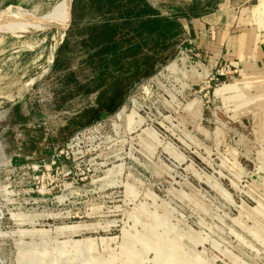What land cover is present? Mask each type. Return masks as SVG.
<instances>
[{
    "label": "rangeland",
    "instance_id": "rangeland-1",
    "mask_svg": "<svg viewBox=\"0 0 264 264\" xmlns=\"http://www.w3.org/2000/svg\"><path fill=\"white\" fill-rule=\"evenodd\" d=\"M62 1L0 0V264H264V60L55 68ZM234 6L264 34V0Z\"/></svg>",
    "mask_w": 264,
    "mask_h": 264
},
{
    "label": "trees",
    "instance_id": "trees-1",
    "mask_svg": "<svg viewBox=\"0 0 264 264\" xmlns=\"http://www.w3.org/2000/svg\"><path fill=\"white\" fill-rule=\"evenodd\" d=\"M211 3L209 0L204 5L210 7ZM185 7L187 12L180 7L170 8L174 15L164 17L146 0H73L75 21L66 31L54 67L67 68V61L61 63L60 60L64 58L65 51L74 47L87 53L79 63L81 71L85 68L97 71L104 66L102 73H107L121 69L122 61L136 56L145 47L158 52L156 43L176 46L182 32L177 17L197 15L202 11L198 1ZM145 28L152 39L145 36ZM68 74L74 84H79L73 78V71H68Z\"/></svg>",
    "mask_w": 264,
    "mask_h": 264
},
{
    "label": "crops",
    "instance_id": "crops-1",
    "mask_svg": "<svg viewBox=\"0 0 264 264\" xmlns=\"http://www.w3.org/2000/svg\"><path fill=\"white\" fill-rule=\"evenodd\" d=\"M196 1L201 3V13L197 15L189 14L187 17L184 15L177 17L182 30L178 45L187 43L195 49L222 55L234 67L243 71L251 67H257L262 63V60H264V34L247 27V24L237 14L239 11L237 12L234 9L236 7L234 6L235 4H243L249 0H217V3H215L216 0H210L212 2L210 7H208V4L204 5L209 0H167L166 3L168 5L164 10L161 9L162 7L153 5L152 0H146L148 5L156 8L160 15L164 17H171L170 14L173 7H180L187 12L185 6ZM174 2L178 5H173L175 4ZM72 16V23L69 27L75 21L73 13ZM211 27L213 28V33L208 34L207 31ZM144 34L149 39H152L147 28L144 29ZM156 46L159 49L160 47L162 49L173 47L157 43Z\"/></svg>",
    "mask_w": 264,
    "mask_h": 264
},
{
    "label": "bare ground",
    "instance_id": "bare-ground-1",
    "mask_svg": "<svg viewBox=\"0 0 264 264\" xmlns=\"http://www.w3.org/2000/svg\"><path fill=\"white\" fill-rule=\"evenodd\" d=\"M68 3H69V0H67V2L65 3L64 1L60 2L59 5L54 9L52 10L51 12H48L46 15L42 16L44 17L45 20H49L51 19L52 20H58V27L57 29H60L66 22H67V19H68ZM13 13L14 12H3V13H0V19L1 18H9L10 16H13ZM22 17V16H21ZM42 19V18H40ZM2 22V21H1ZM6 22V21H5ZM28 22V21H27ZM26 22V23H27ZM30 22V21H29ZM47 22V21H46ZM43 23V22H42ZM23 24V23H22ZM20 25V24H19ZM45 25V23H43V26ZM47 25V24H46ZM41 26V25H40ZM171 66V64L169 65ZM172 67V66H171ZM170 68V67H169Z\"/></svg>",
    "mask_w": 264,
    "mask_h": 264
},
{
    "label": "water",
    "instance_id": "water-1",
    "mask_svg": "<svg viewBox=\"0 0 264 264\" xmlns=\"http://www.w3.org/2000/svg\"><path fill=\"white\" fill-rule=\"evenodd\" d=\"M72 1L73 0H69V3H68V20L60 29H66L72 23V19H73V16H72Z\"/></svg>",
    "mask_w": 264,
    "mask_h": 264
},
{
    "label": "built area",
    "instance_id": "built-area-1",
    "mask_svg": "<svg viewBox=\"0 0 264 264\" xmlns=\"http://www.w3.org/2000/svg\"><path fill=\"white\" fill-rule=\"evenodd\" d=\"M208 34H211L213 33V28H209L208 31H207ZM215 63L217 62H223L224 63V67H226L228 70L230 69L231 66H233L230 62H227L223 57H217L215 60H214Z\"/></svg>",
    "mask_w": 264,
    "mask_h": 264
}]
</instances>
